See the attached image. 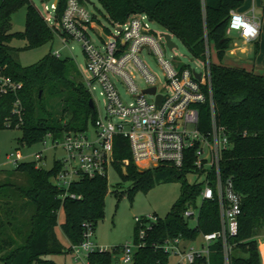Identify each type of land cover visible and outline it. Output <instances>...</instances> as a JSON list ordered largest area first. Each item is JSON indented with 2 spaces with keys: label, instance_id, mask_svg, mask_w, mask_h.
I'll list each match as a JSON object with an SVG mask.
<instances>
[{
  "label": "trees",
  "instance_id": "obj_1",
  "mask_svg": "<svg viewBox=\"0 0 264 264\" xmlns=\"http://www.w3.org/2000/svg\"><path fill=\"white\" fill-rule=\"evenodd\" d=\"M65 1L55 0V19L59 18ZM96 1L112 26L121 24L130 14L144 13L151 22L176 37L190 56L203 62L204 38L213 46L216 57L222 58L229 42L225 35L228 11L242 4V0ZM19 7H24V28L20 32H10V15ZM13 37L24 39L26 47L39 45L52 37L30 0H0V70L21 83L16 93L22 106L17 143L30 146L40 142L46 134L54 139L64 132L85 130L88 123H92L95 110L88 106L91 98L82 82L72 74L75 69L70 59L47 52L32 64L20 65L13 55L15 49L9 45ZM207 67L208 80L203 86L206 101L199 106L200 122L204 127L208 125L209 100L212 117L216 125L223 128L227 139L220 154L219 173L223 180L231 182L240 196L236 234L228 239L229 264H260L259 256L264 263V240L259 241L258 252L255 240L264 235V76L242 67L210 62ZM14 97L13 94L0 96V128H3ZM112 157L113 168L120 179L129 182L125 190L128 199L135 191L144 192L154 183L181 181L178 197L166 215L156 217L144 228L142 244L135 249L129 264H166L169 256L158 247L163 239L176 236L193 239L199 233L218 228L215 201L201 202L193 226L182 216L185 205L195 200L200 189V182L192 185L185 182V169L160 164L138 170L130 161L126 139L120 136L113 138ZM122 159L129 160L123 170L120 168ZM58 167L54 159L48 169L35 166L33 161L20 162L13 167L29 179V186L23 193L34 210L22 243L13 245L11 238H0V251L3 252L0 264H56L44 256L68 253V247L61 245L54 232L59 210L63 216L59 228L70 244L80 241L83 222H90L94 228L96 220L102 217L103 198L107 192L105 177L79 176L67 188L79 197L59 198L61 189L49 182ZM132 241H137L136 224L132 228ZM120 246L110 249L116 252ZM212 247L208 264H221L220 244L216 242ZM87 259L90 264H115L108 251L92 252Z\"/></svg>",
  "mask_w": 264,
  "mask_h": 264
},
{
  "label": "built area",
  "instance_id": "obj_2",
  "mask_svg": "<svg viewBox=\"0 0 264 264\" xmlns=\"http://www.w3.org/2000/svg\"><path fill=\"white\" fill-rule=\"evenodd\" d=\"M82 0H66L58 19H47L49 26L62 34L60 41H75L80 45L87 78L83 83L90 94L92 84H96L103 97V113L95 112L92 131L64 132L52 139L46 134L39 142L45 145L48 140L53 150L60 156L54 158L58 169L50 178L52 185L61 189L59 198L73 199L79 196L68 192L71 182L79 176H104L108 166L113 167L112 141L120 136L127 141L130 161L138 169H148L165 164L184 173L195 172L202 175L198 195L187 203L182 211L186 219L198 216L202 201H215L218 213V228L208 233H199L193 239L179 236L165 238L158 247L174 258L173 264H208L209 254L214 243L220 244L221 264H229L230 245L228 239L236 234L237 217L240 212V196L228 179L219 173L221 151L227 145L223 128L216 125L212 117V104L208 100L210 117L208 125L203 126L199 118V106L206 101L203 86L208 80V50L205 53L204 72H196L164 56L161 44L164 39L160 30L144 13L130 14L121 24H115L113 32L106 39L94 44L90 34L94 33L89 24L90 13ZM54 5L51 4L52 10ZM156 29L153 32L146 21ZM165 31V30H164ZM227 32H234L244 43L253 42L258 35V22L252 10L249 15L230 9L227 16ZM166 32V31H165ZM95 34V33H94ZM170 38H171V34ZM165 46V44H164ZM166 47V46H165ZM168 49V48H167ZM172 48L168 49L171 51ZM58 57V52L52 53ZM142 54L153 57L162 72L160 85L142 62ZM135 70L144 85L138 87L128 70ZM193 73H199L196 80ZM116 83L124 87L128 101H123L117 91ZM21 83L13 80L0 70V96L13 94L4 128L18 129L22 123V106L16 97ZM153 87L152 94L142 93ZM159 101L156 103V96ZM92 104L93 100L91 99ZM94 107V105H93ZM44 149L33 153L35 166H41ZM8 163L15 167L23 162L18 150L6 154ZM129 162L120 161V168ZM39 163V165H38ZM197 200L199 202L197 203ZM134 217L137 225V241L122 244L116 252L97 245L90 222L81 224V239L75 244H67L68 253L75 264H90L87 257L92 252H111L115 264H129L135 249L141 245L144 228L149 224V216ZM196 239H199L196 242ZM194 243L189 245L187 243ZM118 254V255H117ZM201 260V263L196 261Z\"/></svg>",
  "mask_w": 264,
  "mask_h": 264
},
{
  "label": "rangeland",
  "instance_id": "obj_3",
  "mask_svg": "<svg viewBox=\"0 0 264 264\" xmlns=\"http://www.w3.org/2000/svg\"><path fill=\"white\" fill-rule=\"evenodd\" d=\"M33 6L37 9L38 13L42 17L46 26L52 33L50 40L41 43L33 47H26V41L20 37H13L9 45L15 49L13 55L16 61L20 65H29L36 62L47 52H58L59 58H68L74 65L75 71L73 75L76 80L82 82L84 78H87L88 74L84 67V57L80 48V45L71 40H67L65 44L60 41L62 34L56 29L50 27L47 19H51L54 16V10L51 8L54 0H30ZM85 2L84 7L91 15L90 28L95 33L90 34L91 40L94 44L99 45L100 39H106L109 33L113 32L114 26L108 23L105 19L104 11L100 4L96 0H83ZM254 17H257L258 10L264 8V0H255ZM251 0H242V4L239 7L241 10L245 9L248 4L250 7ZM55 7V5H54ZM239 8L232 9L237 12H241ZM243 13V12H241ZM249 15V12L244 13ZM148 28L153 32H156L154 25L148 22L146 19ZM24 28V7H19L10 15V32H20ZM225 35L229 37L227 49L225 50L221 59L216 57L215 51L211 43H208L204 38V52L208 50V62L214 64H220L225 66L240 67L241 64L246 65L247 61L254 60V67L252 69L264 76V58L258 56L257 48L251 51L254 47L252 42L244 43L237 36L236 33L227 32ZM170 40L174 43L175 48L171 51L161 44V48L164 50V56L167 59H171L174 62L187 66L189 69H193L196 72H204L206 61L203 62L200 59L190 56L187 49L182 43L174 36H171ZM241 48H245L246 57L244 63H239L238 58L245 56L241 53ZM142 62L148 71L153 74L156 81L162 85L163 77L162 72L155 63L152 56L142 54ZM251 68V64L249 65ZM245 67V68H246ZM134 83L138 87H142L144 82L140 75L133 69L128 70ZM117 91L123 101H128V96L125 93L124 87L119 83H116ZM90 98L93 100L94 110L100 114L103 113V97L100 94L99 88L96 84H92L90 90ZM87 133L92 131L91 123L87 125ZM20 136V131L15 128H0V238H11L13 245L22 243L24 236L29 230V220L33 213L34 206L32 202L24 195L23 189L29 186V179L27 175L21 170H15L10 163L6 160V154L12 152L15 153L18 150L21 160L28 162L33 160V153L44 149V158L41 162V166L44 169H48L51 166L52 160L60 156L59 150H53L47 139H45V145L41 143H34L30 146H24V144H18L16 138ZM35 164V163H34ZM36 165V164H35ZM39 165V163H38ZM105 179L107 183V192L103 198V214L102 217L97 219L93 229V241L102 248H110L114 245H122L130 243L132 241V228L134 226V217H141L144 219L149 216V222L155 221L157 218H163L169 211L172 203L177 199L181 181L173 180L168 182H157L150 186L146 191H135L131 199H128L125 194L126 187L129 185L128 181H122L118 176L116 170L112 166H108L105 171ZM202 180V175L195 172H188L185 174V182L189 185L198 183ZM49 182L52 183L51 179ZM120 192H122L120 194ZM199 200H197V203ZM194 217L187 219V224L193 226L195 224L196 212ZM62 212H57V225L54 227V232L63 247H66L68 242L65 236L62 234L59 223L62 222ZM13 225V227H11ZM14 230H13V229ZM18 231V233H16ZM264 237V235H260ZM199 239H196V242ZM194 245V243H187ZM257 248V246H256ZM3 252L0 251V255ZM118 255V254H117ZM44 258L50 259L56 264H75L69 253L49 254ZM174 258L169 256L166 264H173Z\"/></svg>",
  "mask_w": 264,
  "mask_h": 264
},
{
  "label": "crops",
  "instance_id": "obj_4",
  "mask_svg": "<svg viewBox=\"0 0 264 264\" xmlns=\"http://www.w3.org/2000/svg\"><path fill=\"white\" fill-rule=\"evenodd\" d=\"M255 3H256L255 0H251L249 8H247L248 7V4H247L245 6L244 10H241L240 8L239 9L243 13H247V12L250 13L251 10H252V13H253ZM254 18L258 22V35H257V38L252 42L254 44L255 48H253L251 51H254V49L257 48L258 53H259L258 56L261 55V56L264 57V8L262 10H258L257 17H254ZM232 33H234V32H232ZM246 51H249V50H246L245 48H241V53L243 52V54L245 56H242V58H238V60L240 61L239 62L240 64L244 63L245 60L248 59V57H246ZM262 59H264V58H262ZM246 61H247V63H246L247 67L245 65H243V64H241L240 67L244 68L247 71H252L255 74H259L258 72L254 71L252 69V67H254V65H255L254 64L255 63L254 60H251L250 62H249V60H246ZM250 64H251V68L249 66ZM255 240H256V246H257V252H258L259 241L264 240V237L257 236L255 238ZM258 256H259V253H258ZM259 262H260V264H264V263H262V261L260 259V256H259Z\"/></svg>",
  "mask_w": 264,
  "mask_h": 264
},
{
  "label": "water",
  "instance_id": "obj_5",
  "mask_svg": "<svg viewBox=\"0 0 264 264\" xmlns=\"http://www.w3.org/2000/svg\"><path fill=\"white\" fill-rule=\"evenodd\" d=\"M86 2H88L87 0H85ZM55 2V0L53 1V3ZM157 28L160 30V35L162 36V38L164 39V44L165 46L170 49V48H175L174 43L170 40V35L168 32H165L160 26H157ZM193 76L195 77L196 80L200 79V74L199 73H193ZM154 91L153 87L148 88L146 90H143L142 93H147V94H152ZM159 101V96H156V103ZM88 106L92 107V101L91 99L88 100Z\"/></svg>",
  "mask_w": 264,
  "mask_h": 264
}]
</instances>
